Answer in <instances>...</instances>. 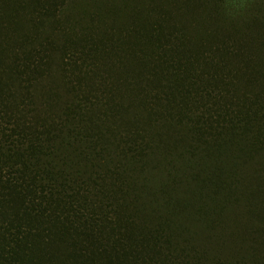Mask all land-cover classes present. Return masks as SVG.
<instances>
[{"label": "trees", "instance_id": "16d2710c", "mask_svg": "<svg viewBox=\"0 0 264 264\" xmlns=\"http://www.w3.org/2000/svg\"><path fill=\"white\" fill-rule=\"evenodd\" d=\"M0 264H264V0H0Z\"/></svg>", "mask_w": 264, "mask_h": 264}]
</instances>
